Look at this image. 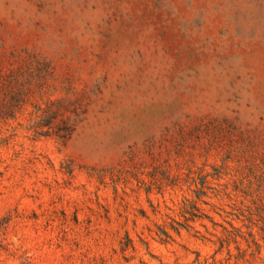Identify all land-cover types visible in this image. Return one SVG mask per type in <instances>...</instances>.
<instances>
[{
	"label": "rangeland",
	"instance_id": "1",
	"mask_svg": "<svg viewBox=\"0 0 264 264\" xmlns=\"http://www.w3.org/2000/svg\"><path fill=\"white\" fill-rule=\"evenodd\" d=\"M0 264H264V0H0Z\"/></svg>",
	"mask_w": 264,
	"mask_h": 264
}]
</instances>
